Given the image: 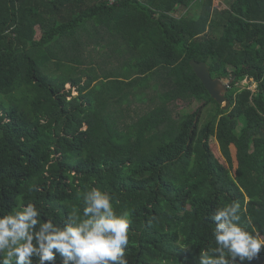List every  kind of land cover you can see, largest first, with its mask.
<instances>
[{
    "label": "trees",
    "instance_id": "1",
    "mask_svg": "<svg viewBox=\"0 0 264 264\" xmlns=\"http://www.w3.org/2000/svg\"><path fill=\"white\" fill-rule=\"evenodd\" d=\"M229 3L213 14V0H0V209L32 202L61 224L100 186L132 214L129 264H198L211 215L232 200L264 224V83L241 87L264 78V0ZM90 45L120 68L96 75ZM193 60L233 82L230 110ZM178 100L205 111L174 117Z\"/></svg>",
    "mask_w": 264,
    "mask_h": 264
},
{
    "label": "clouds",
    "instance_id": "2",
    "mask_svg": "<svg viewBox=\"0 0 264 264\" xmlns=\"http://www.w3.org/2000/svg\"><path fill=\"white\" fill-rule=\"evenodd\" d=\"M245 82L258 89L264 78ZM77 200L61 224L32 202L0 209V264H57V257L61 264H129L131 212L117 211L119 200L100 186ZM246 212L238 200L215 209L214 246L199 251L198 264H251L264 253V224L257 228Z\"/></svg>",
    "mask_w": 264,
    "mask_h": 264
},
{
    "label": "rangeland",
    "instance_id": "3",
    "mask_svg": "<svg viewBox=\"0 0 264 264\" xmlns=\"http://www.w3.org/2000/svg\"><path fill=\"white\" fill-rule=\"evenodd\" d=\"M214 3V7L216 6V3H220L221 6L219 7V10H212V13L215 14L216 11H220V10H224L229 6V0H213ZM203 4V3H202ZM203 5H199V4H194L193 8L191 9L193 12H198L199 14H201V12L203 11ZM217 8V7H215ZM218 9V8H217ZM184 13V10L182 8H177L176 12H175V16H180ZM92 45H90V48L86 51L85 53V63L88 67L90 68H94V73L98 76H101L102 72L104 71H109V70H114V69H118L120 68L119 65V60L116 57H111L109 55H107L108 53H103V52H99L98 50H96V48H91ZM85 65H82L79 67V69H85L84 67ZM84 67V68H83ZM228 83V81H225ZM248 83H246L245 81H243L241 83V87L246 86ZM67 88L69 89V85H67ZM255 90V89H252ZM76 92H73L72 95H76ZM142 107H144V110H141L140 114H142L146 109L148 108H152V101L149 102L147 101L146 104L142 105ZM199 109H201V112L203 113L205 111V108H203V104L196 102V101H192V102H186L183 100H178L175 101L173 104H171V110L173 111V116L174 117H179L184 113H194L196 111H198ZM132 110V112H131ZM133 108L130 109V113L129 115L132 118H135L136 115H140L139 112L137 111L136 113L133 112ZM205 117V116H204ZM205 120V118L203 119V121ZM245 122L243 121V123L241 124V126H244ZM240 130V129H239ZM212 148L217 156V158L226 165L225 160L223 159L218 144L214 138V140H212Z\"/></svg>",
    "mask_w": 264,
    "mask_h": 264
},
{
    "label": "water",
    "instance_id": "4",
    "mask_svg": "<svg viewBox=\"0 0 264 264\" xmlns=\"http://www.w3.org/2000/svg\"><path fill=\"white\" fill-rule=\"evenodd\" d=\"M190 67H192L196 77L202 82L211 98L219 104L224 111L230 110L232 104L227 95L233 82L229 81L225 83L220 79L213 78L210 67L205 62L193 60L190 61Z\"/></svg>",
    "mask_w": 264,
    "mask_h": 264
},
{
    "label": "built area",
    "instance_id": "5",
    "mask_svg": "<svg viewBox=\"0 0 264 264\" xmlns=\"http://www.w3.org/2000/svg\"><path fill=\"white\" fill-rule=\"evenodd\" d=\"M110 1H111V3L115 2V0H110Z\"/></svg>",
    "mask_w": 264,
    "mask_h": 264
}]
</instances>
